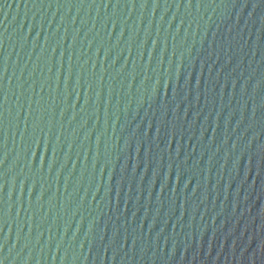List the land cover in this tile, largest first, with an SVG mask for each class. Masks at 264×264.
<instances>
[{
	"label": "water",
	"instance_id": "95a60500",
	"mask_svg": "<svg viewBox=\"0 0 264 264\" xmlns=\"http://www.w3.org/2000/svg\"><path fill=\"white\" fill-rule=\"evenodd\" d=\"M0 264H264V0H0Z\"/></svg>",
	"mask_w": 264,
	"mask_h": 264
}]
</instances>
